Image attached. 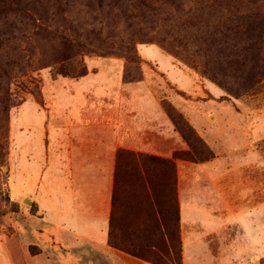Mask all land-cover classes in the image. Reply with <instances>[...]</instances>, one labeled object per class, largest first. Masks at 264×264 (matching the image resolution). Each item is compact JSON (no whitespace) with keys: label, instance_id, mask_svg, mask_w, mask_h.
I'll use <instances>...</instances> for the list:
<instances>
[{"label":"rangeland","instance_id":"obj_1","mask_svg":"<svg viewBox=\"0 0 264 264\" xmlns=\"http://www.w3.org/2000/svg\"><path fill=\"white\" fill-rule=\"evenodd\" d=\"M66 77L73 80L65 84ZM0 107V264L6 248L12 264L105 263L91 242L74 244L62 233L43 186L55 184L56 154L83 136L111 145L115 133L126 134L124 122L144 150L116 148L115 173L121 149L175 162L180 244L159 250L160 257L244 264L238 218L264 216L257 208L264 202V0H0ZM196 113L199 124L228 120L236 127L217 128L213 146L192 123ZM217 153L230 156L231 173L214 184L189 171L180 182L177 159L206 162ZM253 153L263 166L242 168ZM22 162L36 166L26 182L18 176ZM148 167L155 178L166 175L160 161ZM195 196L204 199L199 207L190 203ZM164 203L168 215L171 203ZM195 216L232 223L188 239L181 219ZM109 220L102 231L110 245ZM247 261L264 264V256Z\"/></svg>","mask_w":264,"mask_h":264},{"label":"crops","instance_id":"obj_2","mask_svg":"<svg viewBox=\"0 0 264 264\" xmlns=\"http://www.w3.org/2000/svg\"><path fill=\"white\" fill-rule=\"evenodd\" d=\"M166 55V54H164ZM167 56V62L170 66L174 67V61L171 57ZM179 67V66H177ZM175 68V67H174ZM180 72L185 74L183 68H178ZM84 78V77H83ZM83 78L75 80L81 82ZM65 84H69V78H62ZM126 112V111H125ZM126 114V113H125ZM192 121L198 131L210 142L213 146L216 144L215 140L217 135L221 136V133L217 128L228 127L233 129V122L228 120H217L209 123L208 125L199 124V114H192ZM249 123H246V125ZM126 134L124 137H117V133L113 136L111 145H101L98 139L93 136H83L77 141L73 142L72 145L67 149L66 144L64 145L67 149L65 152H61L59 155L56 154L54 157L56 178L55 184H47L43 186L49 193V205L55 214L57 222L64 226L62 233L67 237L68 240L74 242V244H80L82 246H89L91 244L98 249L100 255H102L105 263L104 264H152L141 258L134 257L130 254V259L123 255L122 250L115 248L108 243L106 232L102 231L103 223L105 219L108 220L111 215L112 205V190L114 187V171H115V149L118 147L141 149L140 145L134 141L135 139V128L130 122L127 124L124 122ZM121 127V124L119 125ZM209 127V129H207ZM239 128V127H238ZM211 130V131H210ZM166 135L170 134L171 131L168 129ZM226 134V137L229 138ZM216 135V136H215ZM252 156V157H251ZM250 159L253 162H248L242 166V168L258 169L259 166H263V162L259 163L258 154H251ZM256 160V161H254ZM52 161V159H51ZM53 163V161H52ZM189 163H192L190 167ZM230 156L222 155L217 153L212 159L206 162H189L183 159H177V165L179 167L180 182L186 181V178L190 173L193 177H204L212 183L216 184L218 176L225 175L232 172L230 166ZM36 166L32 167L28 162H22V165L18 168V176L23 182H26L27 176L36 172ZM27 170V171H26ZM27 172L29 175H26ZM64 173V177L61 175ZM25 174V175H24ZM194 195H197V190H193ZM187 193L183 190L182 201H188ZM186 198V199H185ZM104 200V202L101 201ZM193 207H199L204 201L201 197L190 200ZM190 203H185L188 206ZM264 208V202L257 205ZM50 212L49 214H51ZM197 217V216H195ZM198 219L185 217L181 219L182 234L188 236V239H196L205 236H211L222 229L221 224L227 226L232 223L228 221L220 222L216 219L205 216ZM240 224H242V231L245 243H247V249L242 252L241 256L244 257V264H250L247 261L248 256H264V216L257 214L250 215L243 213L239 216ZM220 224V225H219ZM193 226L192 231L189 229ZM2 251V262L3 264H12L11 253L8 248ZM255 253V254H254ZM185 260V259H184ZM129 261V263H127ZM247 261V262H246ZM187 264V259L186 262ZM2 264V263H1Z\"/></svg>","mask_w":264,"mask_h":264},{"label":"trees","instance_id":"obj_3","mask_svg":"<svg viewBox=\"0 0 264 264\" xmlns=\"http://www.w3.org/2000/svg\"><path fill=\"white\" fill-rule=\"evenodd\" d=\"M167 110L176 123H182L181 114L177 115L170 108ZM181 128L183 136L189 139L191 136ZM156 161L162 162L167 168L166 175L161 179L155 178L148 167L149 163ZM163 180L162 189L160 181L163 183ZM176 182L173 159L121 149L118 152V168L112 193L110 245L139 258H152L156 264H169L158 252L170 251L180 244V208ZM167 199L171 203L168 215L162 207ZM146 220L149 222L145 223ZM159 237H163V241H159ZM176 263L182 264V261L176 260Z\"/></svg>","mask_w":264,"mask_h":264},{"label":"water","instance_id":"obj_4","mask_svg":"<svg viewBox=\"0 0 264 264\" xmlns=\"http://www.w3.org/2000/svg\"><path fill=\"white\" fill-rule=\"evenodd\" d=\"M25 201L29 202V203H33V201L31 200V202L28 200V198H25Z\"/></svg>","mask_w":264,"mask_h":264},{"label":"bare ground","instance_id":"obj_5","mask_svg":"<svg viewBox=\"0 0 264 264\" xmlns=\"http://www.w3.org/2000/svg\"><path fill=\"white\" fill-rule=\"evenodd\" d=\"M31 202V200H29Z\"/></svg>","mask_w":264,"mask_h":264}]
</instances>
